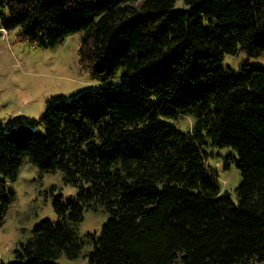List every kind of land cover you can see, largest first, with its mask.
I'll return each mask as SVG.
<instances>
[{"label": "trees", "instance_id": "1", "mask_svg": "<svg viewBox=\"0 0 264 264\" xmlns=\"http://www.w3.org/2000/svg\"><path fill=\"white\" fill-rule=\"evenodd\" d=\"M176 1L0 0V31L20 42L80 31L79 63L99 82L49 104L32 123L42 130L0 125L2 178L28 157L78 188L55 197L56 220L36 224L8 264L76 259L86 246L89 264L264 263V67L221 66L224 54L264 52V0ZM186 112L187 134L163 120ZM205 136L236 156L234 201L205 165ZM99 207L98 234L78 237L83 211Z\"/></svg>", "mask_w": 264, "mask_h": 264}, {"label": "rangeland", "instance_id": "2", "mask_svg": "<svg viewBox=\"0 0 264 264\" xmlns=\"http://www.w3.org/2000/svg\"><path fill=\"white\" fill-rule=\"evenodd\" d=\"M174 8H185L182 0H177ZM204 24L207 25V22L204 21ZM16 30L0 31V125L5 131L22 125L42 130L40 124L32 123L40 118L49 104L96 89L99 82L92 79L79 63L80 31L67 35L53 46L35 47L18 41ZM245 65L264 67V52L248 56L239 51L235 55L224 54L221 60L223 69L235 75ZM120 78V72H117L112 79L113 85H118ZM163 120L187 134L195 114L180 113ZM202 150L205 152V165L217 179L220 191H228L234 201V188L241 181L234 152L229 147L211 146L207 136ZM232 157L235 159L232 160ZM77 192L78 188L63 180L59 169L42 171L28 157H24L14 179L0 176V197L9 196L0 221V261L4 264L12 262L17 244L25 241L40 221L56 220L53 208L56 196L66 201L74 198ZM106 218L107 213L102 207L84 210L74 231L81 238L88 233L98 234ZM89 249L90 246H86L83 254L76 259L61 255L54 260V264H89L84 255Z\"/></svg>", "mask_w": 264, "mask_h": 264}]
</instances>
